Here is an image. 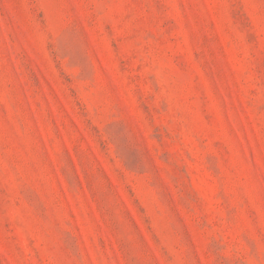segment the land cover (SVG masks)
<instances>
[{"label":"rangeland","instance_id":"obj_1","mask_svg":"<svg viewBox=\"0 0 264 264\" xmlns=\"http://www.w3.org/2000/svg\"><path fill=\"white\" fill-rule=\"evenodd\" d=\"M0 264H264V0H0Z\"/></svg>","mask_w":264,"mask_h":264}]
</instances>
